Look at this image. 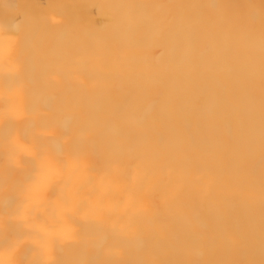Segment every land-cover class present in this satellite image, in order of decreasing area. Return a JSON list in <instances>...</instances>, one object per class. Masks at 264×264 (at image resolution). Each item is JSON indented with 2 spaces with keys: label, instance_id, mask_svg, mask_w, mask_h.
Returning a JSON list of instances; mask_svg holds the SVG:
<instances>
[{
  "label": "bare ground",
  "instance_id": "6f19581e",
  "mask_svg": "<svg viewBox=\"0 0 264 264\" xmlns=\"http://www.w3.org/2000/svg\"><path fill=\"white\" fill-rule=\"evenodd\" d=\"M0 264H264V0H0Z\"/></svg>",
  "mask_w": 264,
  "mask_h": 264
}]
</instances>
